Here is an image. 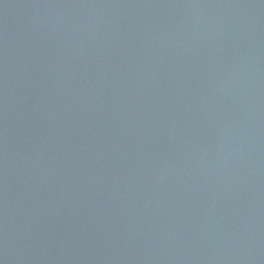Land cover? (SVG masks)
<instances>
[{"label": "water", "instance_id": "water-1", "mask_svg": "<svg viewBox=\"0 0 264 264\" xmlns=\"http://www.w3.org/2000/svg\"><path fill=\"white\" fill-rule=\"evenodd\" d=\"M0 264H264V0H0Z\"/></svg>", "mask_w": 264, "mask_h": 264}]
</instances>
